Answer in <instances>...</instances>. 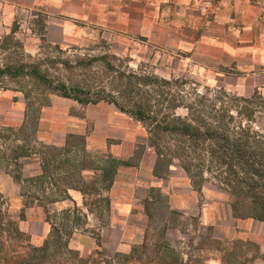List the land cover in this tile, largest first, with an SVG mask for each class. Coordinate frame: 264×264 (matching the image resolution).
Instances as JSON below:
<instances>
[{
  "label": "crops",
  "instance_id": "0c3cea01",
  "mask_svg": "<svg viewBox=\"0 0 264 264\" xmlns=\"http://www.w3.org/2000/svg\"><path fill=\"white\" fill-rule=\"evenodd\" d=\"M13 25L28 30L25 35L30 38L51 44L106 43L112 53L132 55L138 62L148 59L155 68L191 71L218 92L264 98V0H0V35L11 32ZM111 105L53 96L40 110L35 129L37 139L58 147L64 145L66 133L82 134L86 148L104 150L115 158L111 180L105 191L99 186L96 196L103 202L100 229L106 234L104 243L99 233L101 246L124 250L140 242L151 192L159 191L167 209L195 208L205 224L201 232H209L212 239L238 240L248 253L247 264H264V222L233 216L225 190L216 183L194 189L181 172L174 171L173 163L157 173L152 145L139 142L134 128L125 125ZM24 114L20 92L0 88V127L20 124ZM137 148L139 157L133 162ZM43 153L20 156L18 179L10 172L0 174L3 205L17 215L20 231L32 243L41 241L48 221L42 207L24 204L20 186L24 177L42 174ZM88 195L68 187L52 202V213L73 206L89 210ZM201 195L207 198L198 203ZM72 243L79 248L97 246L81 236Z\"/></svg>",
  "mask_w": 264,
  "mask_h": 264
},
{
  "label": "rangeland",
  "instance_id": "374dc122",
  "mask_svg": "<svg viewBox=\"0 0 264 264\" xmlns=\"http://www.w3.org/2000/svg\"><path fill=\"white\" fill-rule=\"evenodd\" d=\"M15 25L11 32L0 35V68L7 67L11 72L0 73V88L20 92L25 101V114L20 124L0 127V174L10 172L18 179L22 160L20 156L36 150L44 152L42 174L24 177L20 191L26 206L43 208L42 216L48 221V230L40 242H30L28 235L18 227L17 215L5 209V199L0 197V264H247L249 256L244 253L241 242L231 238L212 239L209 232H201L205 224L198 215L200 211L198 213L193 207L170 211L165 206L163 193L159 191H150L152 199L147 203L148 223L140 242L124 250H112L109 244L101 246L99 233H102L100 228L104 221V215L101 214L103 202L100 203L96 196L99 186L103 192L109 184L115 158L104 150L96 152L86 148L82 134L66 133L64 145L60 147L35 136L40 110L50 104L53 96H62L52 89L57 82L69 87H88L91 91L103 88L115 94L125 105L142 104L146 118L139 120L104 101L112 104L117 114L124 117L122 121L125 125L134 128L139 142L148 143L150 136L149 139L157 148L166 152L165 156L158 157L156 172L164 173L167 165L173 163L176 166L174 171L181 172L194 189H199L203 184L216 183L214 169L203 167V170L197 171L200 166H196V160L185 151L181 160L188 165L187 173L176 157L168 160V150H180L182 143L159 128L157 136H153L148 126L153 118L161 119L170 113L184 116L187 112L184 104L192 102L199 110V117L204 122H210V104L213 102L218 105L217 100L226 99L223 94L191 71L155 68L148 59L138 62L132 55L112 53L106 43L98 41L91 46L51 44L26 36L28 30L16 28ZM15 68L20 70L12 73ZM31 68H35L39 76L24 74L25 70ZM223 92L227 96L231 94L227 90ZM224 105L232 107L229 102ZM247 108L246 121L264 136V102L260 96L255 95ZM138 157L139 148L134 151L131 161L134 162ZM209 163L210 160H207L204 165ZM68 187L90 193L91 197L88 195L85 200L89 210L73 206L69 210L62 209L57 213L54 210L52 213V202L58 200ZM206 198L201 195L198 203L205 202ZM242 211L238 209L237 213ZM246 217L264 222L262 219ZM53 227L57 230L56 234L62 238L66 236V246L77 250V254L65 251L59 240H55ZM104 234L106 232L102 233L101 239L105 243ZM80 236L87 241L93 240L97 246L91 249L76 247L72 242ZM251 244L252 254H255V239H251ZM40 245L43 249L37 250L36 246Z\"/></svg>",
  "mask_w": 264,
  "mask_h": 264
},
{
  "label": "trees",
  "instance_id": "16d2710c",
  "mask_svg": "<svg viewBox=\"0 0 264 264\" xmlns=\"http://www.w3.org/2000/svg\"><path fill=\"white\" fill-rule=\"evenodd\" d=\"M19 68H15L12 73L18 72ZM7 71L11 73L7 67L0 68V73ZM24 74L39 76L35 68L25 70ZM129 88L132 90L131 87ZM52 89H55L56 94L69 96L83 104L103 100L139 120L146 118L141 108L142 104L125 105L115 94L103 88L91 91L88 87L84 89L79 86L69 87L63 82H57ZM221 93L226 99L217 100L218 105L213 102L210 104L209 109L212 113L210 122H204L199 117L197 114L199 110L195 107V102H192L184 104L187 111L184 116L170 113L161 119L153 118L148 127L152 129L153 136H157L156 132L159 128L169 132L182 143L183 146H179L180 150H168L170 155L168 160L171 161L176 157L187 173L188 165L181 160L185 151L196 160L195 165L200 166L197 171L203 170V167L214 169L216 174H213V177L216 185L228 193L229 207L233 216H251L264 220V136L259 130L252 129L246 121L248 104L255 95L243 97L232 93L228 96L225 95L226 92ZM260 99L264 102V98L260 97ZM226 102L231 103L232 107L224 105ZM149 138L150 136H148V144L155 148L156 158L165 156L166 152L160 151ZM207 160H210V163L205 166L204 162ZM238 209L243 211L238 214ZM53 229H55V240H59L65 251L77 254V250L66 246V236L62 238L60 234H56V228ZM36 249L40 250L43 247L36 246Z\"/></svg>",
  "mask_w": 264,
  "mask_h": 264
}]
</instances>
